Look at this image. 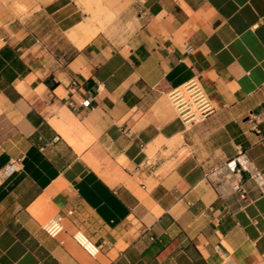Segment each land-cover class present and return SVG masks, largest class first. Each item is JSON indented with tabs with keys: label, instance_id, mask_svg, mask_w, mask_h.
Returning <instances> with one entry per match:
<instances>
[{
	"label": "crops",
	"instance_id": "obj_1",
	"mask_svg": "<svg viewBox=\"0 0 264 264\" xmlns=\"http://www.w3.org/2000/svg\"><path fill=\"white\" fill-rule=\"evenodd\" d=\"M85 1L0 0V264H264V0H128L106 30ZM190 82L213 111L184 125Z\"/></svg>",
	"mask_w": 264,
	"mask_h": 264
},
{
	"label": "built area",
	"instance_id": "obj_2",
	"mask_svg": "<svg viewBox=\"0 0 264 264\" xmlns=\"http://www.w3.org/2000/svg\"><path fill=\"white\" fill-rule=\"evenodd\" d=\"M188 52L192 51L189 45L185 46ZM75 85V83H72ZM167 97L174 110L177 113L178 118L184 125H191L200 122L207 115L212 113V107L209 101L201 89V87L196 82H190L186 85L173 88L167 92ZM228 171L231 174L238 175V179L230 178V187L232 190L239 189V180L241 174L244 172L249 173L248 161L244 156L232 159L226 164ZM18 171L16 167V162H10L1 171L0 176L3 178L9 177ZM256 181L263 186L261 177L257 174L253 175ZM44 231L50 237H57L63 231V225L60 217H54L50 219L44 225ZM73 239L91 256H94L98 249L93 244H91L87 238L80 232L77 231L73 234Z\"/></svg>",
	"mask_w": 264,
	"mask_h": 264
},
{
	"label": "rangeland",
	"instance_id": "obj_3",
	"mask_svg": "<svg viewBox=\"0 0 264 264\" xmlns=\"http://www.w3.org/2000/svg\"><path fill=\"white\" fill-rule=\"evenodd\" d=\"M49 0H39V2H41L42 4L44 2H47ZM71 1V3L73 4V6L77 9V11L80 13V15L82 16V21L83 23L82 24H86V21L88 20L87 18V13H86V1L85 0H69ZM99 1H102L104 4H107L108 7H110V10L112 12V19H110V21L108 22L106 29L110 28L111 26H115L117 24H119L120 22H124V18H125V14H126V8H127V5L129 3L128 0H99ZM81 25V24H80ZM52 26V25H50ZM93 27V25H92ZM51 36L54 40H61L63 41L64 38H62V34H59V32H55V29L54 27H51ZM75 30V29H74ZM70 31L67 35V37H70V35H72V32L74 31ZM102 30V31H104ZM79 38V42L81 41V37H78Z\"/></svg>",
	"mask_w": 264,
	"mask_h": 264
},
{
	"label": "bare ground",
	"instance_id": "obj_4",
	"mask_svg": "<svg viewBox=\"0 0 264 264\" xmlns=\"http://www.w3.org/2000/svg\"><path fill=\"white\" fill-rule=\"evenodd\" d=\"M91 12V11H89ZM94 15L98 19L99 22V28L103 26V24L106 22L107 19L110 18V13L109 11L105 8L102 7L100 3L96 4V9L93 11Z\"/></svg>",
	"mask_w": 264,
	"mask_h": 264
}]
</instances>
